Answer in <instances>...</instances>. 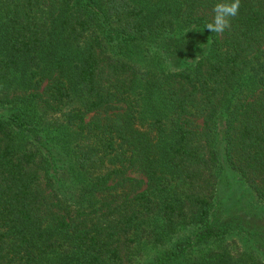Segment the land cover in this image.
Listing matches in <instances>:
<instances>
[{"label":"trees","instance_id":"16d2710c","mask_svg":"<svg viewBox=\"0 0 264 264\" xmlns=\"http://www.w3.org/2000/svg\"><path fill=\"white\" fill-rule=\"evenodd\" d=\"M219 2L0 0V264H264L219 205L264 210V0Z\"/></svg>","mask_w":264,"mask_h":264},{"label":"rangeland","instance_id":"374dc122","mask_svg":"<svg viewBox=\"0 0 264 264\" xmlns=\"http://www.w3.org/2000/svg\"><path fill=\"white\" fill-rule=\"evenodd\" d=\"M135 176L139 175L136 174ZM231 180L233 179H227L220 187L221 202L219 205L220 210L222 209V216L228 218L233 225L241 228L244 232L251 230L253 233L250 234L254 236L257 234V249L262 256L261 258H264V210L247 206L246 197L241 192L236 194L235 188L232 186L234 183ZM227 240L228 243H232L233 247L236 246L239 249L244 247L245 242L241 241L240 238L233 237ZM245 245L248 248V244L245 243Z\"/></svg>","mask_w":264,"mask_h":264},{"label":"clouds","instance_id":"9594fccd","mask_svg":"<svg viewBox=\"0 0 264 264\" xmlns=\"http://www.w3.org/2000/svg\"><path fill=\"white\" fill-rule=\"evenodd\" d=\"M240 0H221L213 6L212 21L207 23L205 28L210 33L222 34L229 28L230 20L238 14Z\"/></svg>","mask_w":264,"mask_h":264}]
</instances>
